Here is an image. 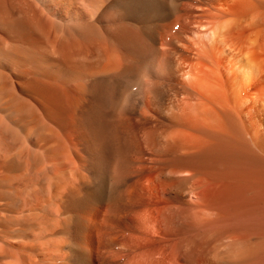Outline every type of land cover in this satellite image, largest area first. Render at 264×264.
Here are the masks:
<instances>
[{
  "label": "bare ground",
  "instance_id": "1",
  "mask_svg": "<svg viewBox=\"0 0 264 264\" xmlns=\"http://www.w3.org/2000/svg\"><path fill=\"white\" fill-rule=\"evenodd\" d=\"M0 264H264V0H0Z\"/></svg>",
  "mask_w": 264,
  "mask_h": 264
}]
</instances>
